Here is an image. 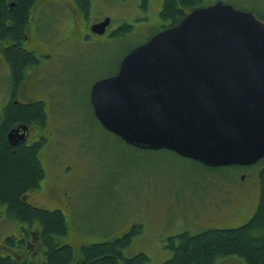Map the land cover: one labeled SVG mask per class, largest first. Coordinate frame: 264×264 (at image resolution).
I'll return each instance as SVG.
<instances>
[{
  "label": "rangeland",
  "instance_id": "rangeland-1",
  "mask_svg": "<svg viewBox=\"0 0 264 264\" xmlns=\"http://www.w3.org/2000/svg\"><path fill=\"white\" fill-rule=\"evenodd\" d=\"M61 1L46 2L32 15L33 44L44 45L53 56L28 67L19 85L20 98L44 97L50 111L46 125L40 126L49 135L40 151L46 175L25 198L65 208L70 238L76 237L78 244L113 239L142 224L124 252H145L148 264H162L172 255L166 245L171 234L246 223L260 201L264 157L253 166L211 167L170 149L136 147L104 128L93 113V82L115 73L123 56L168 23L160 16L163 0H150L146 9L141 0H91L89 8L84 1L77 4L87 14V24L112 17L114 30L106 34L88 32L76 4ZM223 1L241 8L251 1L264 11V0ZM41 2L35 0V5ZM125 22L132 24L130 32L113 34ZM5 42L0 40V106L13 85L1 55ZM52 139L57 140L53 147L47 144ZM17 227L0 203V245ZM216 264L247 263L226 256Z\"/></svg>",
  "mask_w": 264,
  "mask_h": 264
},
{
  "label": "water",
  "instance_id": "water-1",
  "mask_svg": "<svg viewBox=\"0 0 264 264\" xmlns=\"http://www.w3.org/2000/svg\"><path fill=\"white\" fill-rule=\"evenodd\" d=\"M90 100L107 130L139 148L214 167L255 164L264 157V18L222 0L197 7L127 53Z\"/></svg>",
  "mask_w": 264,
  "mask_h": 264
},
{
  "label": "trees",
  "instance_id": "trees-1",
  "mask_svg": "<svg viewBox=\"0 0 264 264\" xmlns=\"http://www.w3.org/2000/svg\"><path fill=\"white\" fill-rule=\"evenodd\" d=\"M83 1L85 8H89L91 0ZM149 1L141 0L142 8L146 9ZM204 1L163 0L160 16L168 21V25L177 24L189 11L204 6ZM34 3L35 0H0V40L8 43L3 54L15 87L25 77L28 66L38 63L33 52L25 50L20 43L28 34L26 28ZM241 5L244 7L237 8L261 10L251 1ZM260 15L264 18V14ZM166 26L167 23L163 28ZM131 27L132 24L125 22L113 34L126 35ZM2 110L0 203L4 204L8 216L18 222V231L5 235V245L1 249L6 247L11 251L3 254L0 250V264H148L150 257L145 252L130 256L124 252L132 238L141 231L142 224H133L113 239L83 240L78 247L68 239L71 225L63 209L46 208L25 198L30 190L40 185L47 169L39 156V143L13 146L7 134L19 123L44 127L50 111L43 101L21 104L13 100ZM260 185L258 207L246 223L235 227L214 226L196 233L184 230L171 234L166 245L173 253L162 264H216L219 257L226 256H237L247 264H264V167L260 171ZM19 248H24L20 250L25 254L17 251Z\"/></svg>",
  "mask_w": 264,
  "mask_h": 264
},
{
  "label": "flooded vegetation",
  "instance_id": "flooded-vegetation-1",
  "mask_svg": "<svg viewBox=\"0 0 264 264\" xmlns=\"http://www.w3.org/2000/svg\"><path fill=\"white\" fill-rule=\"evenodd\" d=\"M51 1H54V2H60V3H62V4H64L61 0H42V2L40 3V5H38V4H36L35 5V3L33 4V7H32V9H31V13H30V23H29V25L27 26V28L26 29H28V34H25L24 35V38H23V40L20 42L21 43V45H22V47L25 49V50H28V51H31V52H33V54H34V56H35V58L38 60V63H39V61H40V59L41 60H44V61H46V59L47 58H50L51 56H53V53H51V51H48V50H45V47H44V45H41V46H37V45H35V44H33V38L34 37H31V35L29 34V31L32 29V15L34 14V13H37V11H39L40 9H41V7L46 3V2H51ZM71 1H73L75 4H76V6H77V4H79V6H82V3L81 2H83V0H71ZM14 5V3H12L11 4V6H13ZM38 5V6H37ZM79 6H77V9L79 10V13L82 15V18H83V20H84V27H85V29L88 31V32H91V34L93 33V31H92V24H94V23H97V22H100V21H102L103 20V18L102 19H100V20H97V21H94V22H92V23H89V24H87L86 23V16H87V14L85 13V12H83V10L79 7ZM111 22H112V18H111ZM163 26H165V24H163L162 25V27L161 28H163ZM119 27H117L116 29H118ZM160 28V29H161ZM115 29V30H116ZM114 30V28H112V25L111 24H109L108 26H107V30H106V32H105V34L106 33H108V32H112ZM159 30V29H158ZM94 34V33H93ZM31 37V38H30ZM26 41V46L24 45V42ZM5 45L7 46L8 45V43H5L3 46V48H2V54L1 55H3V58L5 59V56H4V54H3V49L5 48ZM39 56H41L40 58H39ZM5 61H6V59H5ZM9 66V65H8ZM31 65H29L28 67H30ZM28 69V68H27ZM27 69H26V75H25V77H23L20 81V84L26 79V76H27ZM118 71V70H117ZM9 73H10V79H11V71H10V67H9ZM19 84V85H20ZM19 85L18 86H13L12 85V88L10 89V91H9V94H8V97H7V99H6V101H5V103L4 104H1V106H0V112L2 113L3 112V110H1L3 107H5V106H7V104H9L10 103V101L11 100H13L14 102H19V103H21V104H25V103H33V102H35V101H43L44 103H45V105H46V107H47V110L49 111V107H48V105H47V103H46V99L44 98V97H42V98H38V97H36V98H28V99H22V98H20V88H19ZM38 93V92H37ZM42 95V94H41ZM2 115V114H1ZM1 115H0V124H1ZM24 125H27V128H23V126ZM35 126H37V128L38 129H32V127L34 128ZM42 127V126H41ZM41 127H40V125H36V124H25V123H19V124H16L15 126H13L12 128H17L19 131H16V134H15V138L16 139H18V142L14 145V146H17V145H19V144H21V143H25V144H30V143H33V142H36V143H39V156H40V158H41V161H42V164L46 167V164H45V162H44V158L40 155V151H41V149H42V147L46 144V142H47V140H49V135L46 133V132H40V130H41ZM50 132H53V129H50ZM51 141V140H50ZM55 143H57V140L55 139V140H53L52 139V144H49V143H47L48 144V146L49 145H51V147H53V145H54V142ZM70 167H72V165L70 164L69 165ZM253 166V165H252ZM240 167H243L242 165L240 166ZM245 167V166H244ZM246 176V174H244L243 175V178ZM30 192V191H29ZM61 193V192H60ZM61 197H62V193H61ZM29 202H32V203H34V204H36V205H40V204H37L36 202H33V201H31L30 199H29V197L28 198H26ZM40 206H42V205H40ZM47 205H45V206H43V207H46ZM46 208H50V209H55V208H58V209H63L64 210V212H65V214H66V216H67V218H69V215H68V212L65 210V208H59L58 206H48V207H46ZM69 220H70V218H69ZM68 239H70V240H72L71 241V243L72 244H74L75 246H78V247H80V245H82V243L80 242L79 244H78V240L76 239V237L74 238H70V234H69V237H68ZM4 240V239H3ZM1 241L2 242V244L0 245V250H1V252L4 254V252L5 251H11V250H7V249H9V248H6L5 247V249H1L2 247L4 248V245H5V242L4 241ZM20 249H24V248H19V249H17V251H22V250H20ZM23 252V251H22ZM24 253V252H23ZM25 254V253H24Z\"/></svg>",
  "mask_w": 264,
  "mask_h": 264
}]
</instances>
